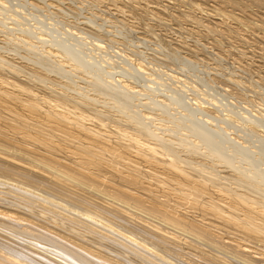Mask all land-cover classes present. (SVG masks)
<instances>
[{
  "label": "bare ground",
  "instance_id": "1",
  "mask_svg": "<svg viewBox=\"0 0 264 264\" xmlns=\"http://www.w3.org/2000/svg\"><path fill=\"white\" fill-rule=\"evenodd\" d=\"M141 1L118 0L135 16L147 13L158 22L163 17L177 22L191 18L178 6L169 11L164 3L149 9L145 2L139 15L134 6ZM181 1L204 13L202 34L217 35L218 45L227 41L230 52L243 55L246 31L259 38L262 44L253 46V52L264 63V0ZM166 12L168 17L162 15ZM158 40L166 49L170 47L159 36ZM48 53L50 59L58 52ZM263 65L257 63L254 68ZM9 68L0 63V264H264V174L256 170L250 179L222 178L216 172L204 176L199 171L209 164L181 159L144 121L137 122L139 141L117 126L110 127L106 122L110 112L98 109V100L91 96L70 95L65 85L59 87V102H51L50 97L33 91L28 76L30 80L20 82V75L19 80ZM8 69L19 82L5 77ZM98 88L107 94L105 86ZM124 90L110 93L117 105L128 108L132 97ZM191 124L189 130L205 141L208 153L224 166L236 168L208 129Z\"/></svg>",
  "mask_w": 264,
  "mask_h": 264
},
{
  "label": "rangeland",
  "instance_id": "2",
  "mask_svg": "<svg viewBox=\"0 0 264 264\" xmlns=\"http://www.w3.org/2000/svg\"><path fill=\"white\" fill-rule=\"evenodd\" d=\"M171 1L142 0L140 5H132L137 11L135 12L139 14V7L146 3L149 9H155L156 6L164 3L169 5V11L174 12L180 8L179 10L191 18L177 22L163 17L159 18L161 20L158 22L157 18L154 17V20L152 15L147 13H145L146 16L141 14H139L141 16H135L127 10L129 7H123L118 0H0V60L10 62L1 60L0 63L5 70L11 67L9 68L12 69L11 74L17 77L20 75V82L25 81L28 76L32 80L27 79V81L30 80L28 83L30 82L33 91H37L41 96L50 97L51 102H57V100L59 102L60 88H64L65 85L68 88L64 89L67 93L70 92V95L76 93L74 95L76 97L87 95L98 100V109L102 111L107 109L110 112V118L108 116L106 120L107 124L112 128L119 127L120 129L116 128L123 134L133 138L138 137L137 133L135 134L137 122L144 121L143 124L156 132L154 133L158 135V140L172 148L171 150L174 149L173 151H176L181 159L189 157L190 161L195 160V162L192 161L193 164L197 160L198 162L203 160L204 166L209 164L204 167L205 170L199 171L204 176L209 172H216L217 176L220 174L218 177L222 178L225 175L226 177L241 175L249 178L256 170L264 174V137H262L264 135V77L261 79L259 77L264 72V65L259 68L262 70L254 68L255 64L264 63H261L263 59L260 60V55L256 51L253 52V46L255 47L258 43L261 45L262 42L259 38L257 41L256 37L246 31L247 43L241 46L245 56L242 53L240 56L234 50L230 52L227 41L218 45L217 35L202 34L204 13L201 10L198 8L192 10L194 7L187 4L188 7L185 6L181 0ZM208 4L212 3L208 2ZM203 6L207 5L203 4ZM234 12L240 13V10H234ZM259 12H263V9ZM165 14L168 17L167 12L162 15L165 16ZM196 17L197 19L199 17L198 21ZM158 36L161 42L164 41L162 38H165L170 45L168 49L165 43L160 44ZM48 52L58 53L57 56H51L49 59ZM42 55L44 56L41 57ZM37 59L43 63L47 62L48 65L46 63V66L42 65ZM52 59L57 60V63H54ZM65 62L68 64L65 65ZM244 63L245 71L242 66ZM16 65H23L22 67L26 65L29 75L25 67L21 69ZM16 68L18 71H13ZM71 68L76 69L74 71ZM9 69L7 72L4 70V75L8 80L10 79L9 81L13 79L12 81L15 82L19 77L16 80L12 78L16 76L11 75ZM42 79L45 80L42 81ZM100 85L101 88L105 86L106 95L100 92L98 88ZM117 85L120 89L116 87ZM47 87L51 88H49L50 91ZM107 88L110 91L112 89L113 94L122 89L126 91L129 99L132 97L129 105L127 104L128 108L126 105L122 108L119 103L117 105L113 94L111 95ZM52 89L54 92L51 91ZM55 89H58L57 94ZM44 92L47 94L53 92L55 95L53 97L52 94L46 95ZM71 106L70 108L74 105ZM73 109L80 111L75 106ZM208 111L211 113L209 114ZM83 113L89 114L88 111ZM203 120H207V123ZM190 123L199 124L208 129L214 140L221 143V150L231 156H229L231 163L236 168L224 166L226 164L215 159L216 157H213L210 152L208 153L209 149L205 148V141L199 140L197 134L193 135V129L189 130ZM137 139L140 141L141 137ZM149 139L153 141V137H148ZM197 151H200V154ZM250 181L254 180L251 178ZM261 188L264 190V186Z\"/></svg>",
  "mask_w": 264,
  "mask_h": 264
}]
</instances>
